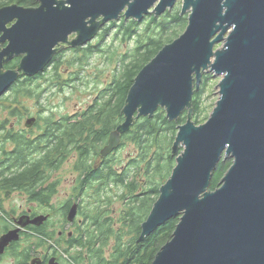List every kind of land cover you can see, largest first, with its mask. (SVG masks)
Segmentation results:
<instances>
[{
    "label": "water",
    "instance_id": "water-1",
    "mask_svg": "<svg viewBox=\"0 0 264 264\" xmlns=\"http://www.w3.org/2000/svg\"><path fill=\"white\" fill-rule=\"evenodd\" d=\"M35 1L37 7L0 8V97L19 76L42 73L65 46H86L105 24L121 16L137 22L149 14L160 16L177 0ZM187 12L184 32L135 77L123 122L100 156L117 149L141 117L152 118L161 108L168 121H175L187 110L171 146L175 166L136 242L178 218L151 264H264V0H182L181 14ZM14 58H20L16 68L4 69ZM207 70L220 77L218 100L209 118L196 125L190 106ZM34 123L29 118L25 127ZM221 159L232 164L211 191ZM74 217L73 208L69 221ZM46 220L37 216L30 223L40 226ZM18 231L1 237L0 252L18 241ZM48 264L59 263L50 259Z\"/></svg>",
    "mask_w": 264,
    "mask_h": 264
},
{
    "label": "trees",
    "instance_id": "trees-1",
    "mask_svg": "<svg viewBox=\"0 0 264 264\" xmlns=\"http://www.w3.org/2000/svg\"><path fill=\"white\" fill-rule=\"evenodd\" d=\"M12 4L25 8L37 7L35 0H0V8ZM142 24L144 27L140 29ZM186 25L185 17L169 11L158 18L152 14L145 16L142 23L134 20L126 21L121 16L118 21L101 28L95 44L90 43L82 48H67V51L74 53L82 52V57L76 56L68 62V66L79 68L91 55L109 53V59L115 58V73L111 83L98 93L82 114L65 120L66 130L63 134L60 133L59 123L52 124V130H46L44 131L46 133L40 136L41 143H44V138L51 133L53 138L58 139V147L63 143V136L67 138V147H101L106 140L108 141L110 133L123 122L122 109L135 77L164 45L178 37L179 30H185ZM110 32L116 41L132 42L130 50L118 54L116 51L111 52L110 46L105 49L104 46L99 45L104 42L106 36L110 35ZM61 54V52L56 53L50 65L42 73L32 78L19 76L16 83L0 97V147H37L31 141V135L26 132H16L10 122L15 118L21 120L26 110L25 99L40 100L43 94L55 85L60 86L61 89L68 82H72L71 79L65 81L60 77L63 64ZM17 62L18 59H14L7 63L4 69H15ZM49 67H51L50 71H48ZM211 79L212 76L208 73L202 74L199 89L194 91L192 97L191 119L196 125L207 120L204 115L207 107H204L203 97ZM38 80L43 83H36ZM187 112L186 110L175 121H168L164 109L159 108L152 118L141 117L134 122L127 133L122 135L119 150L130 145L135 153L130 152L125 165L117 155L113 172L112 167L105 163L103 168L93 173V177L102 180L104 178L102 173L105 170L106 182L112 176L114 185L123 187L122 200L125 201V209L122 220L129 229L127 234L131 235V239L128 242H121V237L113 235L109 227L110 223L101 214L100 207L103 201L99 198V207L94 214L84 216L88 220L86 226L80 232L77 231L76 237L73 236L68 240V248L74 249L75 254L69 255L67 249L62 251L67 256L66 261L69 264H151L160 248L171 239L178 218L167 221L142 243L136 242L141 232V224L159 196L160 186L166 182L175 166V156L171 155V146L178 127L186 122ZM51 118L48 116L41 119L44 124L47 122L46 128L52 121ZM231 164L232 160L221 159L212 173L209 186L211 191L219 187L220 180ZM11 182L16 184L14 181ZM110 235L114 236L115 245L108 256H103L102 248L105 247V241ZM42 243L43 241L39 239L36 248Z\"/></svg>",
    "mask_w": 264,
    "mask_h": 264
},
{
    "label": "flooded vegetation",
    "instance_id": "flooded-vegetation-1",
    "mask_svg": "<svg viewBox=\"0 0 264 264\" xmlns=\"http://www.w3.org/2000/svg\"><path fill=\"white\" fill-rule=\"evenodd\" d=\"M14 59H18V64L20 58ZM80 114L82 112L51 118L47 128L42 118L33 117V126L26 128L24 123V128L16 132L30 134L37 147H0V239L9 231L19 230L18 241L10 242L0 252V264H30L34 259L40 264H48L50 259L64 264L58 255L62 252L59 246L63 250H74L68 248V240L86 226L88 220L84 216L94 214L99 198L105 199L114 192L112 176L106 182L105 170L102 180L94 178L93 173L105 163L113 172L119 147L101 158L100 151L107 140L101 147H67V138L63 136V143L58 147V139L50 133L41 143L40 136L46 130L51 131L52 124L59 123L63 134L65 120ZM34 129L38 132L35 136L32 135ZM15 196L23 202L8 209L6 206L17 199ZM73 208L75 217L69 221ZM38 215L46 216L47 220L40 226L30 223ZM39 239L43 243L36 248Z\"/></svg>",
    "mask_w": 264,
    "mask_h": 264
},
{
    "label": "rangeland",
    "instance_id": "rangeland-1",
    "mask_svg": "<svg viewBox=\"0 0 264 264\" xmlns=\"http://www.w3.org/2000/svg\"><path fill=\"white\" fill-rule=\"evenodd\" d=\"M181 7H182V0H177L174 6L172 7V9L169 10V12L171 13L176 12L178 16L185 17L187 19L189 12L182 15ZM162 15L155 17L158 18L161 17ZM143 20L140 21L139 23H142ZM109 23L105 24L103 27L108 26ZM143 27L144 25L142 24L140 29H142ZM183 30H179L177 36L181 35L183 33ZM112 32H110V35L106 36L104 38V42L103 43L101 42L99 45L104 46L105 49L108 48V46H110V51L111 52L116 51L118 54H124L128 50H130V48L132 47V42L124 43V42L116 41V39L114 40L112 38ZM72 37L73 36H70V38ZM97 37L98 34L88 44L90 43L95 44L99 38ZM221 44L222 43L216 44L214 48L215 49L219 48ZM60 52L62 53L61 56L63 57L62 58L63 64L60 71L61 74L60 77L63 78L65 81L67 80L70 81L71 79L72 82H68V84L64 85V87L61 89L60 86L55 85V87H53L51 90H48L46 93H44L40 100L25 99L24 106L26 107L27 112L25 110V112L22 114L21 120L15 118L12 119L10 122L12 128L15 131L24 128L25 121L29 118H33L36 116L37 118L40 117L42 119L47 116H51L52 118L56 119L59 118L60 116L73 115L74 113L82 112L98 96V93L111 83V80L113 79V75L115 73L114 70L115 58L113 57V59H109L110 57L109 53L93 54L87 59L86 63L83 64L82 67L78 68V66L76 67L68 66V62L75 59L76 56L82 57V52L74 53L72 51H66L65 49H63ZM50 70L51 67H49L48 71ZM204 73H208L209 75L212 76V79L210 80L207 86L208 87L207 92L203 97L204 107H207L204 115H206L208 119L209 115L211 114L215 106L216 101L218 100V89L216 86L220 81V77L213 76V74L208 70L203 72V74ZM76 74L77 76H75ZM36 83L42 84L43 82L41 80H38L36 81ZM40 88H42V85L40 86ZM32 132H33L32 133L33 136L38 134V132H36L35 129ZM181 150L182 149L180 148V151ZM130 152L131 154L135 153L134 148L128 145L126 146V148H121L115 155V158L118 155V157L121 160H123L122 164L125 165L128 162ZM113 190L114 192L110 194L109 197L102 199L103 204L100 207L101 209L100 211L102 216L106 217L107 222L110 223L109 227L113 235L114 236L118 235L119 237H121V242H128L131 239V235L127 234L129 229L125 226L122 220L125 209V201L122 200L124 189L121 186L114 185ZM14 198L17 199L11 200L9 202V206H6L8 209L15 208L17 204L23 202V199L19 197L15 196ZM38 216H44V215H38ZM113 235L112 236L110 235V237L107 238V240L105 241L106 245L105 247L102 248L103 256H108L115 245V239ZM59 251H63V249L60 248V246H59ZM74 254H75L74 250H69V255L73 256ZM58 255L64 264H69L66 261L67 256L63 252H59Z\"/></svg>",
    "mask_w": 264,
    "mask_h": 264
}]
</instances>
